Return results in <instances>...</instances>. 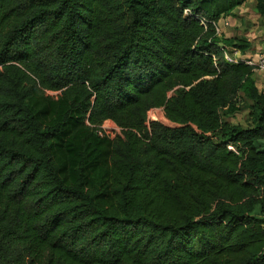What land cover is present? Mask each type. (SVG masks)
Segmentation results:
<instances>
[{"label":"trees","instance_id":"16d2710c","mask_svg":"<svg viewBox=\"0 0 264 264\" xmlns=\"http://www.w3.org/2000/svg\"><path fill=\"white\" fill-rule=\"evenodd\" d=\"M244 1L0 0V264H264V91L224 52L257 55L215 29Z\"/></svg>","mask_w":264,"mask_h":264},{"label":"rangeland","instance_id":"374dc122","mask_svg":"<svg viewBox=\"0 0 264 264\" xmlns=\"http://www.w3.org/2000/svg\"><path fill=\"white\" fill-rule=\"evenodd\" d=\"M246 8L248 7L246 13L250 14V10H252V5L246 3L245 4ZM227 16H223L221 18V26L219 27L220 31H219V35H222L224 33L223 30L227 31V32H233L234 35H238V36H243L245 37L246 33L248 34L249 39L251 40L252 43H259L258 40L259 38H264V28L261 27V24H259V20L256 19V24H252L250 23V21L248 20V17H244V20H242V24H241V28H242V34H238L236 32V30L238 29V26H233V24L230 22V20L228 18H226ZM240 18V16L237 15V19L235 18V22L236 24H238V19ZM227 21L228 25H224L223 22ZM249 22V24L247 23ZM232 24V25H231ZM251 25V26H250ZM252 31V32H250ZM253 52H257L256 53V58L255 61L258 60L259 54L264 53L263 49H257L255 50V47L253 48ZM253 52H251V54H253ZM255 75V74H254ZM255 78H257V76L255 75ZM49 94H55V92H49ZM240 106H243V110H240L237 113L234 114H228L227 117L229 118V120L233 123H238L241 124L242 126H248L251 124V117L249 116V104L248 102H241ZM147 117L149 121H153V120H157L163 124L166 125H174L173 123L169 122L165 116L164 113L162 111L161 108H154L151 109L150 111H148L147 113ZM104 127L105 129L111 134V137H114L115 135H117L118 133H120V128L117 127L112 121L110 120H106L104 123Z\"/></svg>","mask_w":264,"mask_h":264},{"label":"crops","instance_id":"0c3cea01","mask_svg":"<svg viewBox=\"0 0 264 264\" xmlns=\"http://www.w3.org/2000/svg\"><path fill=\"white\" fill-rule=\"evenodd\" d=\"M251 4L252 5V10H250V14L246 13L248 7L246 8L245 4ZM254 5H255V1L254 0H245L244 2H242L239 6H237L234 10H232V12L228 15H226L230 22L233 24V26H238V29L236 30V32L238 34H242V28H241V24H242V20H244V17H248V20L250 21V23L252 24H256V19L259 20V24H261V27L264 28V24L262 23L260 17L255 13L254 11ZM237 15L240 16V18L237 20L238 24H236L235 22V18L237 19ZM249 24V22H247ZM231 24V25H232ZM251 26V25H250ZM224 33L221 35L225 38H229V37H235V38H245L248 41H250V47L248 49V51L246 52L247 55L250 56H256L257 52H253V48L255 47V50L257 49H263L264 50V38H259L258 42L259 43H252L251 40L248 37V34L246 33L245 37L243 36H238V35H234L233 32H227L225 30H223ZM252 32V31H250ZM251 52H253V54H251ZM254 74L257 76V78H255V83L256 86L258 87V89L263 90L264 91V70L261 69H255L254 70Z\"/></svg>","mask_w":264,"mask_h":264},{"label":"built area","instance_id":"2783aa9c","mask_svg":"<svg viewBox=\"0 0 264 264\" xmlns=\"http://www.w3.org/2000/svg\"><path fill=\"white\" fill-rule=\"evenodd\" d=\"M220 21L215 24V29L217 34H219L220 31L219 29V27L221 26ZM223 24L228 25V22L224 21ZM224 57L227 61L230 62H244L249 65H255L257 69L264 70V53L259 54L257 61L242 57L241 53L236 49H234L232 53H229L228 51L225 50ZM97 132L99 135H106L111 137V134L105 129L104 124L100 126ZM228 148L233 151L235 150L231 145H229Z\"/></svg>","mask_w":264,"mask_h":264}]
</instances>
